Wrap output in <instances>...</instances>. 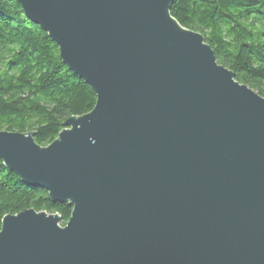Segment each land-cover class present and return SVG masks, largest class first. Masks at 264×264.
I'll return each instance as SVG.
<instances>
[{
	"label": "water",
	"instance_id": "water-1",
	"mask_svg": "<svg viewBox=\"0 0 264 264\" xmlns=\"http://www.w3.org/2000/svg\"><path fill=\"white\" fill-rule=\"evenodd\" d=\"M95 93L47 145L0 130V160L66 202L0 225V264H264V97L173 0H16Z\"/></svg>",
	"mask_w": 264,
	"mask_h": 264
},
{
	"label": "trees",
	"instance_id": "trees-1",
	"mask_svg": "<svg viewBox=\"0 0 264 264\" xmlns=\"http://www.w3.org/2000/svg\"><path fill=\"white\" fill-rule=\"evenodd\" d=\"M169 12L202 34L237 81L264 97V0H173ZM95 100L19 3L0 0V130L34 132V141L47 145L66 118L89 112ZM29 208L58 214L61 226L71 214L66 202H52L45 189L22 181L0 160V225L5 215Z\"/></svg>",
	"mask_w": 264,
	"mask_h": 264
}]
</instances>
